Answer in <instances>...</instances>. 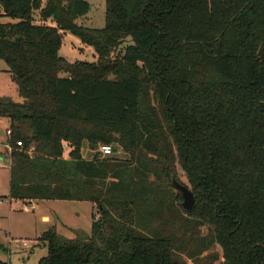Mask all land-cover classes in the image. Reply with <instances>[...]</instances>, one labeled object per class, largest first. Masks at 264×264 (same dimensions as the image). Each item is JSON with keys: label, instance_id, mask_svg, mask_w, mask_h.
<instances>
[{"label": "trees", "instance_id": "1", "mask_svg": "<svg viewBox=\"0 0 264 264\" xmlns=\"http://www.w3.org/2000/svg\"><path fill=\"white\" fill-rule=\"evenodd\" d=\"M88 12L0 0V60L23 100L0 98L9 197L97 210L89 234L44 232L38 264H264V0H105L101 29L76 24ZM65 32L97 62L60 57Z\"/></svg>", "mask_w": 264, "mask_h": 264}, {"label": "rangeland", "instance_id": "2", "mask_svg": "<svg viewBox=\"0 0 264 264\" xmlns=\"http://www.w3.org/2000/svg\"><path fill=\"white\" fill-rule=\"evenodd\" d=\"M84 1L89 4V12L84 17L78 18L76 24L92 29L103 28L105 24V0ZM1 21L11 22L8 18L1 19ZM36 21H39L37 14H35ZM48 23L50 24V22ZM123 49L124 45L120 46L112 54L111 59L118 58ZM59 56L69 63L97 62L94 49L83 44L69 32L63 34ZM0 98L10 99L17 103L23 102L18 95L15 83L7 72L6 64L2 60H0ZM8 130V120L0 119V163L2 164L0 168V202L2 203L0 205V261L7 264H38L42 258L47 256V248L39 240L40 237L36 238L45 227L42 217L48 216L52 221L57 215L68 224L78 227L87 234L90 232L92 215L97 217V210L95 207L91 210V203L88 202L44 201L37 203L36 206L24 204L19 200L9 202V158L1 147V144H8ZM92 155L87 149L82 152L84 159H91ZM114 156L119 159L125 158L121 152ZM176 179L181 184L186 185L185 174L178 164ZM174 193H176L175 190ZM181 202L180 199V204ZM17 239L31 240L33 243L29 244L28 247H17L13 243ZM212 252L219 253L220 248L215 247Z\"/></svg>", "mask_w": 264, "mask_h": 264}, {"label": "crops", "instance_id": "3", "mask_svg": "<svg viewBox=\"0 0 264 264\" xmlns=\"http://www.w3.org/2000/svg\"><path fill=\"white\" fill-rule=\"evenodd\" d=\"M42 2L44 3V0H42ZM36 23H40L39 21H36ZM0 119H6V118H0ZM8 120V119H6ZM9 122V121H8ZM1 147H3V149L5 150L4 152L7 154L8 158H9V146L8 144H1ZM1 155V153H0ZM10 165V164H9ZM9 170V168H8ZM10 201H13V199H9V202ZM46 201V200H44ZM44 201H34V200H31V201H22L24 204H27V205H30V204H33V205H37V203L39 202H44ZM2 203L0 202V205ZM94 209V206L91 204V210ZM42 221L44 222V230L41 232V234L39 236H37L36 238H39L44 232L48 231V230H54L56 231L57 234L65 237V238H68V239H73L75 237V234L76 232H79V231H82L80 229H78V227L72 225V224H68L67 222H65L64 220H62L60 217H58L57 215L55 216V218L51 221L50 218L48 216H44L42 217ZM48 224V225H47ZM84 232V231H82ZM67 235H65V234ZM86 233V232H84ZM89 234V233H87ZM35 238V239H36ZM31 241V240H30ZM33 242V241H32Z\"/></svg>", "mask_w": 264, "mask_h": 264}, {"label": "water", "instance_id": "4", "mask_svg": "<svg viewBox=\"0 0 264 264\" xmlns=\"http://www.w3.org/2000/svg\"><path fill=\"white\" fill-rule=\"evenodd\" d=\"M115 150H113L114 152ZM170 186L180 193L182 202L181 209L184 212L191 211L195 206V198L192 192L183 184H181L173 175L170 176Z\"/></svg>", "mask_w": 264, "mask_h": 264}, {"label": "built area", "instance_id": "5", "mask_svg": "<svg viewBox=\"0 0 264 264\" xmlns=\"http://www.w3.org/2000/svg\"><path fill=\"white\" fill-rule=\"evenodd\" d=\"M7 135L10 136V131L8 130L7 131ZM16 145L18 147H21V143L20 142H17ZM32 149H30L31 151ZM9 153H10V148L8 149ZM99 151L101 152L102 155L104 156H107V155H110L113 150L110 146H101ZM9 164H10V159H9ZM2 167V164L0 163V168ZM14 245L17 246V247H28L29 244L33 243L32 241L30 240H21V239H17V240H14L13 241Z\"/></svg>", "mask_w": 264, "mask_h": 264}]
</instances>
